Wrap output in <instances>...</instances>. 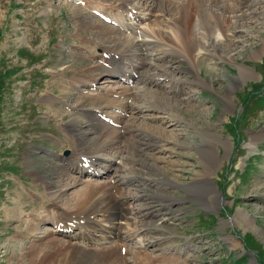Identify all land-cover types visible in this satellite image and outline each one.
<instances>
[{"label":"rangeland","instance_id":"rangeland-1","mask_svg":"<svg viewBox=\"0 0 264 264\" xmlns=\"http://www.w3.org/2000/svg\"><path fill=\"white\" fill-rule=\"evenodd\" d=\"M175 1H163V7L166 4L167 10L168 6L171 8L166 19L183 16L181 7L185 2ZM48 6L52 9L46 11ZM79 7L64 0H0V264H35L37 257L51 253L49 246L43 248L46 242L60 238L50 234L54 206L48 200V187L37 179L34 171L46 174L47 180L56 186L58 180L71 181L70 174L56 177L60 170L54 156L64 148L70 151L75 145L71 134V138L64 137L65 144L60 142L59 137L64 135L61 127L75 113L78 117L75 124L80 130H87L88 116L79 113V107L69 112L62 103L47 100L46 96L64 94L68 105L74 104L73 107L80 100L89 104L90 97L80 94L85 91L84 86L79 85V90L68 87L70 79L78 77L77 74L88 77L85 70L94 60L93 53L78 54L75 46H85L86 39L96 45V51L98 46L113 45L106 36L94 35L91 25L81 23L80 13L84 9ZM260 7L253 21L249 19L250 11L242 21L228 18L224 34L229 37L222 39L217 49L222 56L227 51L228 59L195 53L197 65L192 69L195 63L191 56L187 64L173 55L167 60L156 59L161 55L153 52L145 59L150 65L146 63L139 69L147 75L165 77L163 81L156 80L157 86L149 85L152 94L148 93L165 109L121 112L122 126L116 128L123 134L127 132L126 125L133 124L148 137L152 136V145L142 144L139 151L132 137L123 134L120 143L97 153L116 155L124 171L89 178L102 184L118 175L120 182L127 175L119 174L132 167L135 173L132 182L124 183L119 191L134 196L144 190L141 193L145 195L126 196L132 214L128 217L125 214L126 222L123 223V217L120 220L121 230L129 233L137 230L138 234L126 236L129 238L123 243L117 240L120 243L116 245L109 238L114 240L110 245L118 248L124 245L128 249L126 255L124 249L126 259L140 250L151 256V264H264V0ZM206 42L210 51L212 39ZM131 58L137 61L136 56ZM243 66L248 70L245 76L240 75ZM99 78L101 88L118 91L128 88L137 94L139 105L147 100L145 82L127 87L110 82L106 74ZM200 78L202 82L195 83ZM63 100L66 102V98ZM165 110L184 122L170 121ZM97 133L92 131L91 135ZM42 149L50 155L40 153ZM79 179L80 182L59 194L61 209L67 204L73 206V191L89 183L86 177ZM145 197L144 202L138 201ZM147 203L158 210L147 213ZM147 208L152 211L151 207ZM36 213L52 214L49 221L40 222L39 228L33 230L31 220ZM146 229L148 232L144 234ZM28 231L36 235L34 240L26 236ZM120 236L125 238L124 234ZM149 238L154 239L153 245L147 244ZM99 241L102 239L95 240ZM43 258V264L60 260V257Z\"/></svg>","mask_w":264,"mask_h":264},{"label":"bare ground","instance_id":"bare-ground-1","mask_svg":"<svg viewBox=\"0 0 264 264\" xmlns=\"http://www.w3.org/2000/svg\"><path fill=\"white\" fill-rule=\"evenodd\" d=\"M163 1L164 0H85V5L87 7L91 9H97L110 18H113L114 15L120 12L124 14L130 13L140 19V24L135 28V32L132 31L129 34H126L114 28L110 24L102 22L98 18L93 19V16H91L88 11H81L82 9H80L81 23L85 21V23L82 24L89 25L91 18L95 20L94 23L96 24L92 22V24H94V30L92 29V33L97 36H106V39H110L113 42V45L109 46L111 48H103L102 52L99 53V56L93 55L96 58V61L92 63V65L88 69L85 70L89 78L85 76L86 78L84 79V76H81L82 74L79 73L77 75L78 77L75 76L72 78L73 81L77 85L90 86L93 82H95L96 78L103 74L105 71L108 75H119L127 80L129 78H133L131 74L132 72H136L140 77V81L143 83L145 82V84L147 85V87H145L144 89L145 93L147 94V102L145 101L144 105L137 104L138 96L136 93H133L134 95L130 93L132 94L133 99L128 102V99L130 98L129 94L127 93L128 88L120 89L121 91H117V97L111 95V89L104 90V92L101 94H88V96L83 94L86 97H90L89 104L86 105L80 102L79 104H76L73 109L79 107V113L82 112L88 116L87 127H91L92 130H80L79 126L75 124V122L78 121L77 114L75 113H73V117H70L68 120L63 122L65 123L64 127L66 126L65 128H68L67 137L71 138V135L72 137L75 136L74 138H72V141L73 139L75 140V142L73 141V144L75 145L72 149L71 156H76L73 159L64 157L66 162L59 164L60 172L57 173L56 177L69 175L68 172L72 169H74L75 171H82L94 166L95 164H102L103 162L104 164H102L101 166L107 174H116L120 171H124L125 167L122 166V164H120L119 162L115 161L116 155H100L97 154V151H105L106 148L114 147L116 144L120 143V139L123 137V134L128 135L127 137L130 136L129 138L132 137V142L135 144L134 147L136 146V149L142 151V144L143 147H145L146 145H152V136L148 137L146 133L140 131V129L133 124L126 125L125 129L127 130V132L124 131V133L122 134L121 131H117L114 127L107 124L104 120H101L100 117L106 116L117 123L120 122V116H112L108 113H105L107 108H117L123 111L137 109L140 112L142 111V109L164 111L165 108L163 109L162 107L158 106L155 103L153 97L148 96V93L152 94V92H150L149 90V85L153 83V85L157 86L159 82L156 81L155 76L147 75L143 73L142 70H139L140 68L142 69L146 65V63L150 65V63L146 62L147 60L145 59H149V55L154 54L153 52H155L156 56L161 55L159 58L156 57V59L167 60L169 55H173L178 60L180 59V61H187V64L189 62V56L193 57L195 53H207L210 57L218 56L220 59H228L227 51L226 55H224V52L223 56L220 54L218 55L217 53L219 44H222V39H228L229 37L224 34V28L226 27L228 20L232 17H237V20L239 21L243 16H245L247 11H250L249 13L251 17L249 16V19L253 21V19H255L254 16L259 13L258 10H261L262 6L260 7V3L263 0H259L254 3H251L248 0H183V2H185L184 6L181 7L183 16H174L168 19H166V12H168V10L170 11L171 8L168 6L169 9L167 10L166 4L165 7H163ZM175 5H177V3H175ZM177 8L179 9V7ZM174 10L177 9L174 8ZM161 16H165V19L161 20ZM137 29L138 33L136 32ZM208 38L212 39L211 44L213 48L210 51L209 49H206V41ZM84 42L87 44L93 43L92 41H89V39H86ZM94 47H96V45L93 44L92 46H85V49H88V51H90L91 49L92 51L94 50ZM105 53H107L106 57H104ZM132 56H136L137 61H140H135V57L131 58ZM97 58L99 62L97 61ZM195 58L193 57L195 66L192 69H196L197 62ZM103 62H107L108 66H104L102 64ZM158 64L161 63H157V65ZM243 67H241L242 70L240 69V75L245 76L248 74V70L246 69V67ZM192 69L186 67V70L188 72L194 74ZM200 80L201 78L195 83H201L202 81ZM72 87L73 86L71 85L70 88L72 89ZM63 90L64 89H62V91ZM55 98L57 97H52L50 95L46 96V99L50 101H55ZM60 100L65 102L63 100V97H60ZM95 103H98V105ZM166 113L168 112L166 111ZM167 118H169L170 121H175L176 123L184 122L176 114L168 113ZM75 128H77L78 131ZM92 131H94V133L98 132L96 136L91 135ZM123 150L125 151V148ZM123 157L126 156L123 155ZM123 157L120 156L118 158H121L120 160H123ZM126 158L128 159V157ZM87 163L88 165L86 166ZM127 170L128 171L121 172L119 174L122 177L125 176L123 174L127 175V178L124 179L123 177L120 182L119 179H117L119 177L118 175H116L117 178L114 179L113 183H110L111 181H108L99 184L101 182H92L89 180V183L73 191V195L71 196V200H73L71 204L73 206L67 204V206L64 205L63 209H61L62 207L59 206V194L69 186L80 182V179L77 180L79 177L70 176L69 180L71 179V181L69 182H62L61 180H58L60 183H57L58 185L56 186L53 182H51V180H47L48 177L46 174H40L34 171L37 179L43 181L44 185L48 187V200L50 202V205L54 206V210L52 211V213L55 220L53 221V228H49L50 232L54 231L53 229L55 227V231L60 236L59 239L52 238L46 242V245L43 244L45 245V247L43 248H46L47 246L50 247L49 250L51 251V253L48 254L45 252L44 256L40 255L37 258L35 257L36 259H38L35 264H43V261L45 260L43 257L52 258L53 260H56L58 259L57 257H60L59 262L58 260H56L57 262L53 261V264H129V262L131 261H133L134 264H151V256L141 253L140 250H137L136 255H134L133 257L126 259V254L124 255L123 253H121V248L114 246V244L97 249H95L96 247H93L95 246L94 243H96L95 240L106 239V235L111 236V234H116L120 236V233L124 232L126 237L133 234L129 233L128 231L121 230L120 220H122L123 217L124 223L127 221L125 214L127 215V217L129 214H132L127 208L126 204L128 203V197L141 196L145 194L141 193L144 190H141L140 193L137 192L134 196L132 194L128 195L126 192H124L123 194L119 191L120 186H122L124 183H131L132 179L134 178V176H132V174H135L132 172L133 168L131 167ZM145 200H147V197L140 198L138 201L144 202ZM147 207H151L152 211H149L150 209H148ZM154 208L155 206L152 205V203H147L145 209L148 210L147 213H149L155 211ZM157 210L158 209L156 208V211ZM147 213L143 214L147 216ZM51 214H37L34 215V217L32 216V229L34 230L35 227H38L40 223L38 221H49V219H51ZM91 216H95V219L92 220ZM96 216H99V218H96ZM34 220H36L37 222H35ZM131 221L132 219L129 218L128 225H130L129 222ZM27 222L30 221L27 220ZM29 232L30 231L27 232L26 236H31L34 240L36 238L34 236L36 235L34 233L30 234ZM147 232L148 231L146 229V232L143 233L145 234ZM94 233H96L97 236H95ZM135 233L138 234L137 230L135 231ZM99 236H101L100 239H98ZM119 236L117 237V240L122 241L124 238H122V236ZM75 241H78V243H76ZM149 243H152L153 245L154 239L149 238L147 244ZM96 245H99V243ZM127 252L129 251L127 248H125V253ZM72 258H75V261H73ZM47 264L50 263L47 262Z\"/></svg>","mask_w":264,"mask_h":264}]
</instances>
